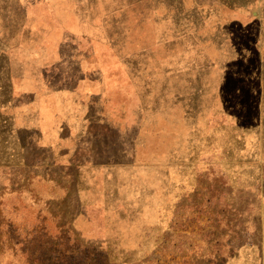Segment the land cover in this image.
<instances>
[{
	"label": "rangeland",
	"instance_id": "1",
	"mask_svg": "<svg viewBox=\"0 0 264 264\" xmlns=\"http://www.w3.org/2000/svg\"><path fill=\"white\" fill-rule=\"evenodd\" d=\"M0 264H264V0H0Z\"/></svg>",
	"mask_w": 264,
	"mask_h": 264
},
{
	"label": "crops",
	"instance_id": "2",
	"mask_svg": "<svg viewBox=\"0 0 264 264\" xmlns=\"http://www.w3.org/2000/svg\"><path fill=\"white\" fill-rule=\"evenodd\" d=\"M91 100L87 113H89V117L85 119L79 118L77 123L85 124L86 120H92L91 116ZM73 124L67 122L59 113L45 115L43 121L38 125H34L32 127H27L26 132L33 134L35 141L39 142L38 147L44 148L47 150H51L58 159L60 156H63L65 151L70 150L65 143L67 141L73 140L74 133L72 131ZM80 126V125H79ZM64 151V153H63ZM71 157V158H70ZM61 158V157H60ZM70 160H72V154L68 156ZM67 158V159H68ZM69 160H67L68 162ZM68 164H70L68 162Z\"/></svg>",
	"mask_w": 264,
	"mask_h": 264
}]
</instances>
